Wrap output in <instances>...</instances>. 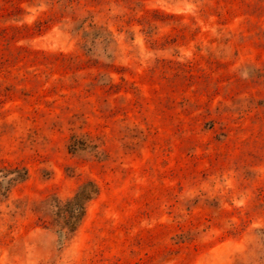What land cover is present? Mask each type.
Returning a JSON list of instances; mask_svg holds the SVG:
<instances>
[{"label": "rangeland", "instance_id": "1", "mask_svg": "<svg viewBox=\"0 0 264 264\" xmlns=\"http://www.w3.org/2000/svg\"><path fill=\"white\" fill-rule=\"evenodd\" d=\"M0 264H264V0H0Z\"/></svg>", "mask_w": 264, "mask_h": 264}, {"label": "trees", "instance_id": "2", "mask_svg": "<svg viewBox=\"0 0 264 264\" xmlns=\"http://www.w3.org/2000/svg\"><path fill=\"white\" fill-rule=\"evenodd\" d=\"M96 193L97 190L92 184L86 185L84 188L81 189V191L76 195V197L73 200L67 203L66 206L70 213V217L66 223V226L68 227L69 232L74 231V227L73 225H71V222L74 219H79V217L83 215L85 203L91 199L93 194Z\"/></svg>", "mask_w": 264, "mask_h": 264}]
</instances>
